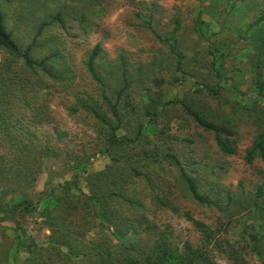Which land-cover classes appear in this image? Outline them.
I'll use <instances>...</instances> for the list:
<instances>
[{
	"label": "rangeland",
	"instance_id": "374dc122",
	"mask_svg": "<svg viewBox=\"0 0 264 264\" xmlns=\"http://www.w3.org/2000/svg\"><path fill=\"white\" fill-rule=\"evenodd\" d=\"M0 13L50 72L0 48V264H158L162 247L264 264V161L246 159L264 138V0H0ZM58 13L67 30L43 27ZM179 102L230 129L235 154ZM111 128L135 141L112 145ZM21 201L37 212L9 211Z\"/></svg>",
	"mask_w": 264,
	"mask_h": 264
},
{
	"label": "trees",
	"instance_id": "16d2710c",
	"mask_svg": "<svg viewBox=\"0 0 264 264\" xmlns=\"http://www.w3.org/2000/svg\"><path fill=\"white\" fill-rule=\"evenodd\" d=\"M59 24L64 30H67V23L66 20L63 18L61 13H58L54 18H52L49 22L43 24L44 26H50L53 24ZM257 25V23L253 24L250 29H252L253 27H255ZM42 29V28H41ZM175 32H178V28L175 29ZM174 32V34H175ZM172 41L167 42V44L170 45L171 50L173 52H175V44ZM0 48L4 49L14 55H16L19 58H22L25 62L26 65L28 67H34V66H38L40 68H44V61L38 63L37 61L33 60L31 57V52L34 48V44H31L29 46H27L25 49L26 50H21L16 41L15 38L13 37L12 32H10L6 26V21H5V17L3 14L0 13ZM101 53V48L100 45H97L94 50L92 51L90 58H89V62H88V69L89 72L91 73V75L93 76V78L101 83V77L98 74V69L96 66V60L99 57ZM178 57V69L181 68L182 65V60L183 57L181 54H177ZM44 70H47V68H44ZM50 73V72H48ZM127 84L124 86V88L120 91V95L124 93V91L126 90ZM208 91H210L208 89ZM103 98L107 101L108 98L105 94V92H103ZM173 104L174 102H169V104ZM179 104H181L187 111V113L195 120V122L203 129L213 132L215 134V140H216V144L217 147L219 148V150L225 154V155H234L235 154V149L233 148L232 145V140L231 138L234 136V133L228 129L226 126L224 125H219L216 123L211 122L210 120H208L206 117H204L201 113H199L198 111H195L193 109H191L189 106H186L184 104V102H179ZM112 129V137H111V144H119L122 146H127L131 143H133L135 140L133 139H128L126 137H119L114 128ZM255 151H260V154L263 158L264 161V138L263 136H261L257 143L255 144V146L248 151L247 154V162L251 163L252 162V158L253 155L255 153ZM187 183L189 185V189H190V193L193 195L194 199L196 201H198L201 204H209V200L207 198H204L203 196H199L197 194V187L194 183V181L190 178H187ZM65 187V186H64ZM50 195V194H49ZM9 211L14 213V212H30V213H34L37 212V208H35L31 203L27 202V201H21L17 204L14 205H10L9 207ZM41 211L48 213V209L47 208H41ZM22 245L23 242L20 243V245L18 246V250L21 251L22 249ZM160 253L161 256L158 258V264H193L194 261L196 260V258L198 257L197 253H188L186 255H182L177 249H168L166 247H162L160 249Z\"/></svg>",
	"mask_w": 264,
	"mask_h": 264
}]
</instances>
